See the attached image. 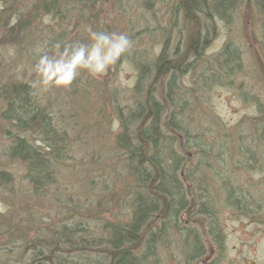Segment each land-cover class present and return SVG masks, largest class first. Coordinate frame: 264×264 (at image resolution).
<instances>
[{"label":"trees","instance_id":"1","mask_svg":"<svg viewBox=\"0 0 264 264\" xmlns=\"http://www.w3.org/2000/svg\"><path fill=\"white\" fill-rule=\"evenodd\" d=\"M26 1L27 5L32 3L33 11L36 6L40 7V0ZM73 1V8L67 10L72 17L81 8L88 15V8L99 0ZM107 1L117 5V0ZM151 1L156 3L157 0H143L148 7ZM205 1L210 3L208 7H204ZM246 1L172 0L166 17L168 24L171 20L173 23L167 34L161 32L159 48L153 54L154 62L139 61L140 57L131 60L136 71L133 95L143 92V96L133 101L132 108L116 106L113 109L118 128L112 140L122 175L114 176L110 172V183L97 189L95 195L107 198L112 207L126 210L124 219L103 221L101 229L98 226L93 230L79 227L77 224L85 226L88 221L92 224L98 221L95 215L100 197L91 200L93 206L87 214L79 211L85 202L77 200L73 209L85 223L66 225L61 221L51 228L47 238L25 243L29 247L25 264H39L36 262L39 258H48V264H163L158 256L164 251L162 248L167 251L170 239L174 240L175 252L182 262L192 264L205 256L206 241L214 242L220 248V209L237 212L248 219L255 217L258 210H253L257 204H252V199L239 187L229 186L225 180L218 188L212 184L213 174L220 177L218 173L222 172L216 147L207 141L211 133L208 128L212 124H193L191 116H185L190 113L191 105L195 107L200 101L197 96L194 98L196 84L198 90L206 93L222 83L225 77L230 79L241 70V52L234 43L225 42L210 58L205 56V50L217 26L230 25V18L235 17L242 5L247 4L249 12L254 11L256 15L261 32L260 50L264 51V0ZM19 3L20 0H10V3L0 0V27L2 23H8L10 16L17 15L15 11ZM48 7L53 6L45 4V8ZM100 7L99 4L101 12ZM164 7L160 6L158 10L163 11ZM81 15L82 11L78 17ZM83 22L89 26L85 19ZM18 23L19 20L14 24ZM178 23L183 26V33L177 27ZM17 31L11 27L5 36L0 33V132L9 141L7 157L23 165L21 175L27 181L31 195L40 198L52 188L51 185H56L57 172L65 161L73 163V138L78 140L86 125H80L75 115L66 116L68 113L60 106L54 108L51 100H44L52 86L44 94H38L29 82L16 79L7 71L5 63L8 59L6 61L2 47L5 42L17 44L21 37H12ZM79 76L64 87L70 94L85 96L83 90L79 91L73 84H95L89 77L87 81H79ZM187 76L191 78L188 88L184 83ZM65 117L71 119L70 122ZM251 132V141L264 148V110L261 109V113L252 119ZM248 158L250 161L255 159ZM8 173L0 170V186L11 192L14 186ZM31 209L27 204V212ZM73 217L71 215V219ZM14 220V231L23 238L25 228ZM27 220L36 221L37 227L42 223L33 213H29ZM8 233L7 227L0 228V237L6 235L7 238ZM33 237V240L39 238L37 235ZM22 240L26 242V239ZM43 248L46 249L44 257ZM54 248L68 252L73 258L54 255Z\"/></svg>","mask_w":264,"mask_h":264},{"label":"rangeland","instance_id":"2","mask_svg":"<svg viewBox=\"0 0 264 264\" xmlns=\"http://www.w3.org/2000/svg\"><path fill=\"white\" fill-rule=\"evenodd\" d=\"M164 1L166 5L162 11L158 10L160 6L152 1L148 7V4L144 5L143 0H117L116 6L107 0H99L95 6L88 8V15H85L87 11L81 8L74 17L67 13L63 21L52 15H45L39 6L33 11L32 3L27 5L26 0H20L17 4L15 14L28 11L31 16L23 23L21 31L18 30L16 35L12 34V37H21L17 44L5 42L6 45L2 47L6 61L8 59L5 65L7 71L16 79L29 82L38 94L46 92L37 83L39 77L34 71L33 49L44 45L39 40L44 38L48 41L55 32L58 35V32H62L60 41L87 42V24L83 22L85 19L94 30L126 32L134 45L131 51L122 56L105 74L93 77L82 71L79 81H87L89 77L90 82L96 85L79 81L73 84L79 91L83 90L85 96L73 92L70 94L62 85H54L50 88V93L46 92L44 100H51L54 108L60 106L63 112L68 113L66 116L75 115L80 125H86V130L78 140L73 138V163L65 161L63 168L57 172L56 185H51L52 188L40 198L31 195L29 185L21 175L23 165L7 157L9 141L0 132V170L10 172L14 186L11 192L7 191V187L0 186V228L7 227L9 232L7 238L4 237L6 235L0 237V264H25L29 247L24 244L47 238L51 234V228L58 226L61 221L66 225L85 223L73 209L77 200L85 202L79 208L80 213H89L93 206L91 200L96 201L100 197L95 195L97 189L110 183V172L115 176L117 171H120L112 140L118 128L113 109L116 106H128L126 103L132 102L136 71L131 60L152 56L159 48L157 46L161 40V32L167 34L171 29L170 24L173 21L168 24L166 17L170 1L162 0ZM247 1L251 3V0ZM4 2L10 3V0ZM246 5L236 11L233 19L230 18V25L217 26L205 50V56L210 58L220 51L225 42L234 43L241 52V70L230 79L225 77L222 83L213 86L206 93L198 90L196 84L197 93L194 98L197 96L200 101L195 107L191 105L190 113H185V116L190 115L193 124H212L208 128L211 133L207 141L216 147L217 161L222 167V172L218 173L220 177L213 174L212 184L218 188L222 180H225L229 186L239 187L252 199V204H257L253 211H258L255 217L248 219L237 212L220 209V248L214 242L206 241L205 256L201 261L199 259L192 264H264V148L258 142L251 141L252 119L261 113V109L264 110V51L260 50L261 32L256 15L254 11L249 12ZM81 11L82 15L78 17ZM16 21L17 16H10L7 22ZM177 27L183 28L179 23ZM198 71L193 73V76ZM190 82V76L184 78L186 88ZM65 119L69 122L71 120L66 117ZM71 136L74 135L71 133ZM247 155L255 158L254 161H250ZM89 161L92 163H88ZM98 202L100 206L95 215L98 221L93 224L88 221L85 226H77L91 230L98 226L101 229L103 221L124 219L126 210L112 207L103 196ZM27 204L32 207L28 212ZM29 213H33L39 222L42 220L38 227L35 226L36 221L27 220ZM70 214L75 218L71 219ZM14 219L22 223V229L25 228L22 232L23 238L14 231ZM35 235L39 238L33 240ZM22 239H26V242ZM3 242H6L4 246ZM170 242L172 244L167 245V251L162 248L161 251H164L158 257L162 259L163 264H184L175 252L174 240L170 239Z\"/></svg>","mask_w":264,"mask_h":264},{"label":"clouds","instance_id":"3","mask_svg":"<svg viewBox=\"0 0 264 264\" xmlns=\"http://www.w3.org/2000/svg\"><path fill=\"white\" fill-rule=\"evenodd\" d=\"M87 42L57 41L50 47L33 49L37 83L45 90L51 86H68L81 71L95 77L103 75L122 56L129 53L134 42L126 32L94 30L86 27Z\"/></svg>","mask_w":264,"mask_h":264},{"label":"bare ground","instance_id":"4","mask_svg":"<svg viewBox=\"0 0 264 264\" xmlns=\"http://www.w3.org/2000/svg\"><path fill=\"white\" fill-rule=\"evenodd\" d=\"M170 1V4L168 6V11H170V5L172 3V0H169ZM73 0H40V9L45 13V15H52L54 16L55 18H59V20L63 21V17H65V15L67 16V10L70 9V7H72L73 4ZM48 4L50 6H53V7H48V8H45V4ZM156 3L161 6V7H164L166 5V2H162V0H157ZM209 2L208 1H205V5L204 7H208L209 6ZM205 11V9L203 10ZM214 12V11H212ZM31 12H28V11H20L19 13H17V20H19V23L18 24H14V23H2V26L0 27V33H2V36H5L6 32L8 31V29H10L11 27H14L16 30H21L23 29V23H25L27 20L30 19V14ZM59 15V16H58ZM61 16V17H60ZM61 18V19H60ZM66 25V23H65ZM182 33H183V28L181 29ZM56 33V32H55ZM53 36H51L50 38H48V41H46L44 38L39 40L40 43H44V44H47L49 47L54 44L55 42L59 41V35L56 33ZM60 33L62 36V32H58ZM163 39H165L163 37ZM139 61H143L144 62H154L155 58L154 56H149L148 58H145L143 59V57H140L138 58ZM143 96V92H139L135 95H132L131 96V101L132 102H128L126 104H128V106L130 108H132L134 105L133 103L137 100H140L141 97ZM134 101V102H133ZM44 105V103H43ZM37 144V143H35ZM118 174L122 175L120 171H117ZM93 230V229H92ZM42 254H43V257L45 255V248L42 249ZM53 254L56 255V254H61L63 256H65L66 258H73L71 257V255L64 251V250H61V249H58V248H54L53 249ZM66 258L62 257V260L67 262ZM37 263L39 264H48V258H39L38 260H36ZM63 264V263H62Z\"/></svg>","mask_w":264,"mask_h":264}]
</instances>
